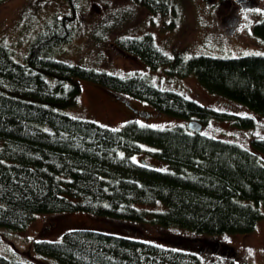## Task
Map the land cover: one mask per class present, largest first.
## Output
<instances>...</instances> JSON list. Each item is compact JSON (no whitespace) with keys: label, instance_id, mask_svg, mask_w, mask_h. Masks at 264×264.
Returning a JSON list of instances; mask_svg holds the SVG:
<instances>
[{"label":"trees","instance_id":"trees-1","mask_svg":"<svg viewBox=\"0 0 264 264\" xmlns=\"http://www.w3.org/2000/svg\"><path fill=\"white\" fill-rule=\"evenodd\" d=\"M135 1L152 12L169 10L166 0ZM77 2L67 0L69 10L47 22L23 62L0 40V226L20 230L38 213L85 211L204 235L251 231L263 216L264 137H252L250 149L187 124L154 127L132 118L116 128L61 110L76 102L78 79H85L202 124L212 116L239 126L255 124L250 116L160 88L141 72L119 75L49 55L72 38ZM252 32L264 39V16ZM112 44L152 67L169 65L179 76L194 73L208 91L264 117L262 53L170 56L150 33L119 36ZM135 111L138 116L146 112ZM145 151L167 161L168 168L155 167ZM156 203L164 208L149 209ZM33 249L58 264H204L198 253L182 247L90 227L65 230L59 239H35ZM0 264L28 263L0 254Z\"/></svg>","mask_w":264,"mask_h":264},{"label":"rangeland","instance_id":"rangeland-1","mask_svg":"<svg viewBox=\"0 0 264 264\" xmlns=\"http://www.w3.org/2000/svg\"><path fill=\"white\" fill-rule=\"evenodd\" d=\"M166 1L169 10L162 13L152 12L135 0H78L72 38L50 49L49 55L81 65L102 67L119 75L141 72L160 88L178 91L217 110L250 116L255 122L253 126H239L230 119L212 116L200 132L253 149L252 137H264V117L233 99L208 91L194 73L179 76L169 65L152 67L139 56L119 50L112 43L119 36L150 33L156 45L170 56L176 53L184 58L194 54L220 57L264 54V39L252 32V26L264 16V0H249L248 3L235 0ZM68 10L67 0H0V40L9 45L16 61L23 62L31 41L47 22ZM78 81L81 90L76 102L61 108L70 115L116 128L132 118L154 127L187 124L188 119L157 110L136 96L114 92L85 79ZM135 110H145L142 114L145 118L138 116ZM141 155L144 154L137 158ZM145 155L155 167L168 168L167 161L148 153ZM138 206L146 208L145 205ZM148 207L163 209L164 205L156 203ZM262 209L263 216L251 231L217 235L148 221H119L85 211L38 213L23 229L0 226L3 235L0 254L28 264H58L52 257L36 253L33 241L59 239L65 230L90 227L182 247L198 253L204 264H232V260L234 263L243 260L247 264H264V206ZM231 250L234 254H230Z\"/></svg>","mask_w":264,"mask_h":264},{"label":"water","instance_id":"water-1","mask_svg":"<svg viewBox=\"0 0 264 264\" xmlns=\"http://www.w3.org/2000/svg\"><path fill=\"white\" fill-rule=\"evenodd\" d=\"M236 2H240L242 0H235ZM129 104V102H127ZM202 122L198 119L191 118L187 121V127L192 131H200L202 128Z\"/></svg>","mask_w":264,"mask_h":264},{"label":"flooded vegetation","instance_id":"flooded-vegetation-1","mask_svg":"<svg viewBox=\"0 0 264 264\" xmlns=\"http://www.w3.org/2000/svg\"><path fill=\"white\" fill-rule=\"evenodd\" d=\"M242 2H244V3H248L249 2V0H242ZM239 3V2H238Z\"/></svg>","mask_w":264,"mask_h":264}]
</instances>
